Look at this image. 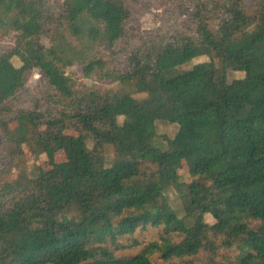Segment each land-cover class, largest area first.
I'll return each mask as SVG.
<instances>
[{
  "label": "trees",
  "instance_id": "16d2710c",
  "mask_svg": "<svg viewBox=\"0 0 264 264\" xmlns=\"http://www.w3.org/2000/svg\"><path fill=\"white\" fill-rule=\"evenodd\" d=\"M0 264H264V0H0Z\"/></svg>",
  "mask_w": 264,
  "mask_h": 264
},
{
  "label": "rangeland",
  "instance_id": "374dc122",
  "mask_svg": "<svg viewBox=\"0 0 264 264\" xmlns=\"http://www.w3.org/2000/svg\"><path fill=\"white\" fill-rule=\"evenodd\" d=\"M156 25H157V21L155 19L154 10H152V11L144 14L141 17L140 23L138 25L134 26V28L135 29H142V30H151L154 27H156ZM202 59H203V56H198V57L196 56L194 58H191L190 60L186 61L185 63L179 65L177 67V70L183 71V70L189 69L196 62H198ZM16 62L18 63V59H16ZM73 71H75L74 74L81 77L80 68L78 66L74 67ZM240 75H242V73H240L238 71L230 72L231 77L240 76ZM38 79H40V74L36 69L32 78L30 79V83H35L36 81H38ZM85 81L93 87V90L95 92H100L102 90L101 86H103V84H99L98 82L95 83L90 78H86ZM104 86L107 90H110L111 92L114 93L115 100H119L122 95L128 94V93H130L134 97L141 99V100L149 99V97H150V94L148 92H140V91L136 90V83L134 80L131 81L129 84H125L121 81H117V82H113V83L104 84ZM174 130H175V128L173 125L166 124V123L160 124L158 127V136H157V140L155 141V144L156 145L163 144L164 138L167 139L170 135L173 134ZM24 148H25L27 155H28V158H29L28 163L24 164L22 166L12 167L11 173H13L15 175L22 173V174L27 175V176H32L34 171H36V169L38 168L39 165H43V166L50 165L51 162L47 159V157L45 156V154L41 148H37V147L34 148L30 143L25 144ZM65 158H66V153L63 150L58 152L56 155V161H62ZM187 178L188 179H196V177L192 176L191 174H188ZM172 196L175 198V202H174L175 206L180 207V204L178 203V199L176 197L177 196L176 193H172Z\"/></svg>",
  "mask_w": 264,
  "mask_h": 264
}]
</instances>
